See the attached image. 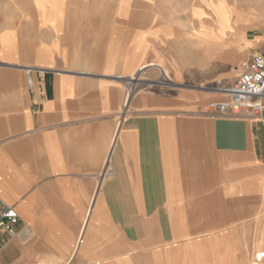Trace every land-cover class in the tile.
Wrapping results in <instances>:
<instances>
[{
    "label": "crops",
    "instance_id": "0c3cea01",
    "mask_svg": "<svg viewBox=\"0 0 264 264\" xmlns=\"http://www.w3.org/2000/svg\"><path fill=\"white\" fill-rule=\"evenodd\" d=\"M118 1L106 0L105 14L88 11L86 0H0V205L20 216L15 234H0V264L32 262L35 247L68 263L80 237L79 253L102 233L96 223L120 216L136 244L151 240L152 223L159 246L177 243L185 231L230 229L232 207L245 215L248 200L262 203L264 112L215 115L208 101L222 94L190 89L165 97L176 104L170 110L120 123L122 105L147 99L126 96L132 76L166 61L164 48L172 59L180 54L175 43L184 38L175 36L184 31L197 56L191 39L198 35L192 25L119 13ZM191 66L174 72L180 88L198 80Z\"/></svg>",
    "mask_w": 264,
    "mask_h": 264
},
{
    "label": "rangeland",
    "instance_id": "374dc122",
    "mask_svg": "<svg viewBox=\"0 0 264 264\" xmlns=\"http://www.w3.org/2000/svg\"><path fill=\"white\" fill-rule=\"evenodd\" d=\"M86 1L88 11L101 9L102 13H110L111 8L106 5L108 4L106 0H101L102 6L96 8L90 7L89 4L99 0ZM132 1L134 0L126 3L125 0H119V13L123 10L124 13H146L157 16L160 24L168 26L192 25L199 31L193 32L198 37L191 39V47L197 48V56L190 54V45L187 46V41L189 42L190 39H187L184 31L185 38L175 43L176 51L180 54H176L172 59L164 48L165 52L162 55L166 61L148 63L141 68V72H136L132 76L134 86L127 87L126 96L128 91H131L133 100H138L144 95L147 99L141 103L132 101L127 107L124 105L120 113V123L123 118L132 114L154 115L174 108L176 104L170 103L165 98L167 96L174 98L189 93L190 89L199 93L212 91L211 88L217 79L233 82L241 71L242 63L250 58L253 49L261 43L264 44V0H223L225 7L235 9L239 15L238 19L231 18L230 27L224 34L218 31L215 16L209 6L219 4L222 0H141L139 3ZM191 63L193 66L190 65ZM160 66L166 67L169 71L166 77L162 74ZM190 66L192 73L197 74L198 80L193 81L192 86L180 88L174 72L181 73L183 70L184 74L190 73ZM201 67L209 69L207 76H203ZM40 82L42 83L41 79ZM34 86H36L35 82L28 87L33 89ZM128 97L131 98V96ZM245 209L246 214L243 215L242 212L238 214L236 212L238 210L232 207L230 229L185 231L181 242H168L164 246L157 244L159 238L157 223L151 224L152 228L156 227L150 230L151 240L149 239L145 245L136 244L139 239L127 238V226L123 217L120 216L118 221H116L118 218L116 220L113 218V223H96V225H103L100 226L103 229L102 233L95 232L92 242L90 239L87 240L91 244L86 251L82 248L79 253L78 246L84 243V237H80L70 262L54 263L51 261L52 255L47 253L48 248L35 247V253H39V256L27 264H233L234 261L249 264L254 254L253 247L264 244V215L258 220L254 216L257 211L264 212V197L261 204L248 200ZM147 217H143L144 221ZM143 222L141 218L142 225ZM110 232L114 235L113 240H110ZM27 241L29 244L33 242L30 239ZM116 241L117 246L110 248V242ZM95 251L96 254L101 255L95 257Z\"/></svg>",
    "mask_w": 264,
    "mask_h": 264
},
{
    "label": "built area",
    "instance_id": "2783aa9c",
    "mask_svg": "<svg viewBox=\"0 0 264 264\" xmlns=\"http://www.w3.org/2000/svg\"><path fill=\"white\" fill-rule=\"evenodd\" d=\"M27 84L34 80L27 69ZM212 91L222 94L219 100L208 104L215 115L241 118H258L264 112V49L254 53L241 65V71L233 82L217 79ZM20 216L13 206L0 205V234H15Z\"/></svg>",
    "mask_w": 264,
    "mask_h": 264
},
{
    "label": "bare ground",
    "instance_id": "6f19581e",
    "mask_svg": "<svg viewBox=\"0 0 264 264\" xmlns=\"http://www.w3.org/2000/svg\"><path fill=\"white\" fill-rule=\"evenodd\" d=\"M79 1V0H78ZM128 1V0H127ZM126 1V2H127ZM245 2V1H244ZM79 6V5H78ZM210 6V9H211V11H212V13L214 14V16H215V21H216V24H217V26H218V31L221 33V34H224V32H225V30L226 29H228L229 27H230V24H229V22L231 21V18H237L238 19V13H237V11L235 10V9H233V8H227V7H225V4H224V1L222 0L219 4H216V5H214V4H210L209 5ZM259 7V6H258ZM77 10V9H76ZM78 10H79V8H78ZM256 12V11H255ZM154 13V12H153ZM261 13V12H260ZM240 14V13H239ZM156 20L158 19V18H155ZM155 22V21H154ZM193 32H199V31H197L196 29H194L193 28ZM185 34H186V32H185ZM187 35H189V34H187ZM182 38H185V35H184V33H178L176 36H175V39H182ZM223 51V50H222ZM223 63V62H222ZM160 68H161V72H162V74H164V76L166 77L167 76V73L169 72L168 70H167V68L166 67H164V66H160ZM27 70V69H26ZM200 70H201V72H202V74H203V76L204 75H206L207 76V74H208V70L207 69H205V67H201L200 68ZM123 108H124V105H122L121 106V110H123ZM108 158V157H107ZM109 167V166H108ZM105 170V169H104ZM112 167H109L107 170H106V173H105V175H104V177H105V180L106 179H108V178H110L111 177V175H112ZM114 171V170H113ZM103 181H104V179H103ZM106 182V181H105ZM105 184V183H104ZM229 193V192H228ZM90 214V213H89ZM262 215H264V212L262 211V212H258L257 211V213L254 215L255 216V219L256 220H258ZM254 219V218H253ZM27 230V229H26ZM30 235V234H29ZM28 238V237H27ZM219 240V239H218ZM220 244V243H219ZM219 244H218V246H219ZM254 249H253V252H254V254H253V258L251 259V261L249 262V264H264V244L263 245H255L254 247H253ZM220 249V248H219ZM258 254H260L259 256H258ZM204 255V254H203ZM48 257V256H47ZM248 257H250V255L248 256ZM247 257V258H248ZM41 260V259H40ZM164 262V261H163ZM233 264H242V263H240V262H238V261H234V263Z\"/></svg>",
    "mask_w": 264,
    "mask_h": 264
}]
</instances>
